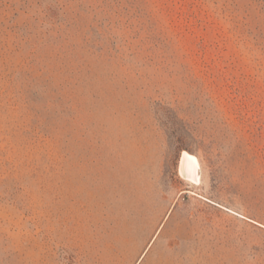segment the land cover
<instances>
[{
  "label": "rangeland",
  "instance_id": "rangeland-1",
  "mask_svg": "<svg viewBox=\"0 0 264 264\" xmlns=\"http://www.w3.org/2000/svg\"><path fill=\"white\" fill-rule=\"evenodd\" d=\"M0 264H264V0H0Z\"/></svg>",
  "mask_w": 264,
  "mask_h": 264
},
{
  "label": "bare ground",
  "instance_id": "bare-ground-1",
  "mask_svg": "<svg viewBox=\"0 0 264 264\" xmlns=\"http://www.w3.org/2000/svg\"><path fill=\"white\" fill-rule=\"evenodd\" d=\"M181 172L197 183L200 179V163L196 155L183 151L181 157ZM230 210V209H229ZM232 211V210H230ZM234 212V211H232ZM236 213V212H234Z\"/></svg>",
  "mask_w": 264,
  "mask_h": 264
},
{
  "label": "crops",
  "instance_id": "crops-1",
  "mask_svg": "<svg viewBox=\"0 0 264 264\" xmlns=\"http://www.w3.org/2000/svg\"><path fill=\"white\" fill-rule=\"evenodd\" d=\"M184 151H186V150H184ZM181 157H182V154H181ZM181 157H180V171H181Z\"/></svg>",
  "mask_w": 264,
  "mask_h": 264
}]
</instances>
